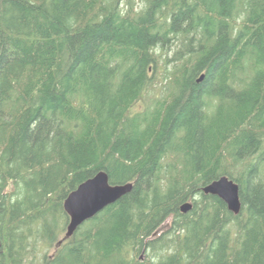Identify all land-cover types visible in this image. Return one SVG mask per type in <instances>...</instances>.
<instances>
[{"label": "trees", "instance_id": "trees-1", "mask_svg": "<svg viewBox=\"0 0 264 264\" xmlns=\"http://www.w3.org/2000/svg\"><path fill=\"white\" fill-rule=\"evenodd\" d=\"M99 170L131 190L58 244ZM221 175L238 214L201 190ZM38 242V264H264V0H0V264Z\"/></svg>", "mask_w": 264, "mask_h": 264}, {"label": "water", "instance_id": "water-1", "mask_svg": "<svg viewBox=\"0 0 264 264\" xmlns=\"http://www.w3.org/2000/svg\"><path fill=\"white\" fill-rule=\"evenodd\" d=\"M204 77L201 74L197 79L200 82ZM132 188V182L111 184L108 174L104 170L97 171L93 176L85 179L70 191L63 201V209L68 215V222L63 239L70 238L78 227L86 220L92 218L106 206L114 203ZM204 194H212L223 200L234 214L241 210L239 185L227 175H221L201 188ZM192 207L190 201L180 205V211L185 213Z\"/></svg>", "mask_w": 264, "mask_h": 264}, {"label": "rangeland", "instance_id": "rangeland-1", "mask_svg": "<svg viewBox=\"0 0 264 264\" xmlns=\"http://www.w3.org/2000/svg\"><path fill=\"white\" fill-rule=\"evenodd\" d=\"M160 75V74H159ZM158 87V84H157ZM153 93H158V91H156V89L154 90ZM145 106V102L144 101H140L137 102L133 105L132 107V111H137L142 109ZM17 189V187L15 186L14 183H11L10 185H8V187L6 188L5 191L7 192H15ZM55 247L54 245H52L51 247L48 246L46 243H42V242H38L35 246V250L30 251V253L28 254V256L26 257L24 264H38L40 262H42L44 255L46 256H50L54 253ZM140 259H144L145 255L144 253H140Z\"/></svg>", "mask_w": 264, "mask_h": 264}, {"label": "bare ground", "instance_id": "bare-ground-1", "mask_svg": "<svg viewBox=\"0 0 264 264\" xmlns=\"http://www.w3.org/2000/svg\"><path fill=\"white\" fill-rule=\"evenodd\" d=\"M204 74V73H203ZM146 248V247H145ZM146 250V249H145Z\"/></svg>", "mask_w": 264, "mask_h": 264}]
</instances>
